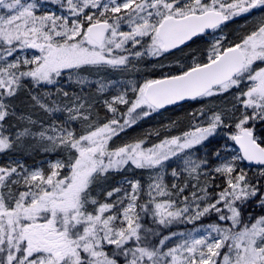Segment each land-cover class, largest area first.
<instances>
[{
	"label": "snow or ice",
	"instance_id": "obj_1",
	"mask_svg": "<svg viewBox=\"0 0 264 264\" xmlns=\"http://www.w3.org/2000/svg\"><path fill=\"white\" fill-rule=\"evenodd\" d=\"M254 9L264 0H0V155L58 154L46 168L0 165V264H264V214L245 216L253 202L264 211V18L160 79L104 75ZM187 101L202 103L181 135L110 147ZM128 166L150 170L146 187L114 179ZM209 216L196 234L171 230Z\"/></svg>",
	"mask_w": 264,
	"mask_h": 264
},
{
	"label": "rangeland",
	"instance_id": "obj_2",
	"mask_svg": "<svg viewBox=\"0 0 264 264\" xmlns=\"http://www.w3.org/2000/svg\"><path fill=\"white\" fill-rule=\"evenodd\" d=\"M261 18H264V9H254L252 10L251 13L244 14L242 16H237L232 20L228 21L226 24L222 25L220 29L213 31L211 35L208 38H205L202 43H205V41L209 39L208 44L210 45L214 38H219L220 36L226 37L225 40L226 45L229 42L232 43L239 42L240 38L243 35L253 30V28L259 23ZM207 50L205 54L207 53ZM192 53H194L192 49L185 51L174 50L173 54L166 56V58L164 57L145 58L144 61L139 62L137 64L138 70H132L130 73L110 71L108 73H105L104 75H106L108 79H112V80L130 79V80H135L139 84H142L146 79L157 78L158 76H162L163 73H168L169 71H171L172 73H176V71L180 67L178 61L183 63H191L189 57L191 56ZM196 57L200 59L199 55H196ZM161 63L164 65L163 68L159 66ZM154 65L156 67H153ZM96 78L97 77H92V79H96ZM64 86L66 88L68 87L66 82H64ZM200 103L202 102L188 101L181 105L172 106L169 109H159L153 112L150 116L139 119L135 124L131 125L130 127H126L124 131H121L118 135L114 136L110 141V147L116 148L123 146L125 144H131L139 140H143L145 143L142 145V147L148 148L154 144L159 143L162 139L166 137L181 135L184 131H187L190 128L191 120L189 117V113L199 108ZM21 108L25 111L27 110L24 105H21ZM98 110L102 118L105 116H109V117L111 116L110 113H106V111L99 105H98ZM156 130L159 132H157ZM153 131H155L158 134L159 138H154L150 136L151 134L150 132ZM210 141L211 142L207 144V149L209 152L214 147L223 143L224 141L223 133L217 135L216 137L210 138ZM35 153L37 154V156H35ZM197 154L203 155L204 149H198ZM33 156L35 157L33 158ZM56 158H58V154L53 155V154L45 153L43 151L41 152V150L36 151L30 149L25 152H16V153H9L8 155H0V165L7 163L9 159H21L29 166L32 167L42 166L46 168L48 161L54 160ZM168 163L170 167L168 168V175L166 176L165 179L167 182L171 183L173 182V178L170 175L171 168L177 167V165L181 164V161L177 158H173ZM245 170H247L246 165H245ZM151 174L152 173L150 172V170L136 169L134 166H128L117 175H120L121 178L129 177V178L140 179L145 184L146 187L148 183L149 175ZM177 182L179 183L180 181ZM214 221L204 222L202 218L201 220L195 221L194 223H189L191 226L187 230L179 229L176 232L177 233L193 232L194 234H196L195 233L196 229L201 228V226H206L209 223H213ZM182 224L184 225L187 223H182Z\"/></svg>",
	"mask_w": 264,
	"mask_h": 264
},
{
	"label": "trees",
	"instance_id": "obj_3",
	"mask_svg": "<svg viewBox=\"0 0 264 264\" xmlns=\"http://www.w3.org/2000/svg\"><path fill=\"white\" fill-rule=\"evenodd\" d=\"M166 109H169V108H166ZM157 132H159V131H157ZM150 136L151 137H154V138H159L158 137V134L155 131L151 132ZM35 156H37V154H35ZM35 156H33V158ZM120 178H121L120 175H116L114 179L115 180H120ZM216 183H221V181L219 179H217ZM261 214H264V211H262L258 206H254V202H253L252 205H249L248 208L245 211L246 219L249 218V216H251V217H258ZM214 220H215V217L214 216H209V217L203 218V221L204 222L205 221H214ZM190 226L191 225L189 223L184 224V225L182 223H177V224L172 225V229L171 230L172 231H175V232L177 230H179V229H185V230H187Z\"/></svg>",
	"mask_w": 264,
	"mask_h": 264
},
{
	"label": "flooded vegetation",
	"instance_id": "obj_4",
	"mask_svg": "<svg viewBox=\"0 0 264 264\" xmlns=\"http://www.w3.org/2000/svg\"><path fill=\"white\" fill-rule=\"evenodd\" d=\"M213 32V30L211 31H208L207 34L201 39V38H195L194 42H189L188 43V46L187 47H183V50H193L195 55H199L200 56V59H204L206 58V55L202 56L201 54L206 52V50L208 49L209 47V44H208V41L209 39H207V41H205V43H202L204 41L205 38H208L211 33ZM202 43V44H200ZM225 46L226 45V41L224 42ZM197 46V47H194ZM174 51V50H173ZM193 54V53H192ZM191 54V55H192ZM159 78H162V76H158L157 78H154V79H159Z\"/></svg>",
	"mask_w": 264,
	"mask_h": 264
},
{
	"label": "water",
	"instance_id": "obj_5",
	"mask_svg": "<svg viewBox=\"0 0 264 264\" xmlns=\"http://www.w3.org/2000/svg\"><path fill=\"white\" fill-rule=\"evenodd\" d=\"M209 30H211V29H209ZM209 30H206V31H209ZM180 103H181V102H180ZM169 106H172V105H167V106H165L164 108L169 107Z\"/></svg>",
	"mask_w": 264,
	"mask_h": 264
},
{
	"label": "bare ground",
	"instance_id": "obj_6",
	"mask_svg": "<svg viewBox=\"0 0 264 264\" xmlns=\"http://www.w3.org/2000/svg\"><path fill=\"white\" fill-rule=\"evenodd\" d=\"M154 128H156V127H154ZM158 128H159V127H158ZM136 131H137V129H136ZM139 132H140V131H139ZM150 133H151V132H150ZM150 133H149V134H150ZM145 134H146V133H145ZM36 151H37V150H36ZM38 152H39V151H38ZM41 152H42V151H41ZM35 154H36V153H35ZM45 155H46V154H45ZM41 156H42V155H41ZM33 163H34V162H33Z\"/></svg>",
	"mask_w": 264,
	"mask_h": 264
}]
</instances>
